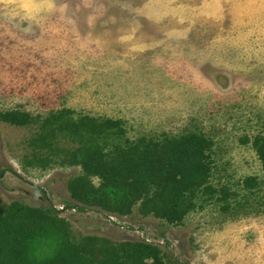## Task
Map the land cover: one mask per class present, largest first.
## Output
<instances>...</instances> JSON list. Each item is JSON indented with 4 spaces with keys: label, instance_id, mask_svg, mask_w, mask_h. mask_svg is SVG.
<instances>
[{
    "label": "rangeland",
    "instance_id": "rangeland-1",
    "mask_svg": "<svg viewBox=\"0 0 264 264\" xmlns=\"http://www.w3.org/2000/svg\"><path fill=\"white\" fill-rule=\"evenodd\" d=\"M10 111L29 116L0 117V213L12 201L51 207L70 242L143 240L162 264H264L252 146L264 136V0H0V113ZM58 113L117 120L129 141L203 135L207 188L173 222L137 204L125 215L67 207V180L97 178L69 162L74 136L41 129Z\"/></svg>",
    "mask_w": 264,
    "mask_h": 264
},
{
    "label": "trees",
    "instance_id": "trees-1",
    "mask_svg": "<svg viewBox=\"0 0 264 264\" xmlns=\"http://www.w3.org/2000/svg\"><path fill=\"white\" fill-rule=\"evenodd\" d=\"M28 116L17 111L0 113L4 121L15 125L27 122ZM67 121L58 113L44 117L40 127L74 136L78 145L69 152V162L97 178L96 186L82 176L67 180L70 197L76 202L67 207L83 210L94 206L125 215L137 204L143 215L173 222L193 207V191L207 188L201 185L207 176L209 143L201 134L129 141L121 137L123 129L114 119L83 116ZM108 137L111 142L107 149L99 141ZM252 146L264 173V136H254ZM253 180L248 176L243 183L250 186ZM66 224L51 207L12 201L0 213V264L163 263L159 248L143 240L100 243L98 237L87 236L83 241L88 244L72 243Z\"/></svg>",
    "mask_w": 264,
    "mask_h": 264
}]
</instances>
